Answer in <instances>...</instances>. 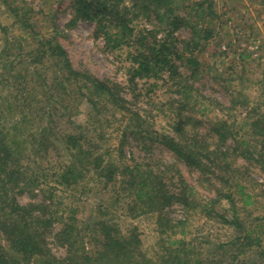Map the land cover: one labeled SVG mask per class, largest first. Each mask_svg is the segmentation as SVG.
<instances>
[{"label": "rangeland", "instance_id": "obj_1", "mask_svg": "<svg viewBox=\"0 0 264 264\" xmlns=\"http://www.w3.org/2000/svg\"><path fill=\"white\" fill-rule=\"evenodd\" d=\"M187 1L190 4L202 0ZM207 1V4H212L213 14L201 24L209 23L208 27L213 29L211 36L200 42L201 49L192 48L176 62L178 72L189 77V85L200 97L191 106L181 108L173 87L162 81L153 87L150 81L132 78L130 56L146 48L148 41L162 38L181 46L190 37L189 29L169 31V35L168 27L160 25L154 16L137 15L134 9L123 6L120 7L124 8L120 10V19L125 18L130 32L122 31L117 14L106 15L101 21L83 19L76 14L71 0H0L1 112L18 101V108L11 109L13 116L9 112L0 114L2 120H8L6 123L11 128L8 136L16 134L24 139L25 135L33 134L42 125H48L50 120L55 134L71 132L77 126L89 128L91 135L101 140L100 152L111 150L114 159L116 149L123 143L128 164H146L154 169L169 166L163 181L168 182V188L174 193L185 192L193 203L188 208L181 202L172 201L162 213H141L134 206L135 199L129 192L121 190L122 187L116 184L105 187L90 174L84 181H78L79 188H63L54 176L66 159L58 145L56 149L51 148L48 155L42 153L37 156L38 162L32 170L34 175H39L42 186H31L17 193L15 200L18 205H43L52 196L55 203L53 210L73 215L89 231L94 230L92 233L85 229L79 235L84 249L88 251H95L101 245V236L95 230L97 224L100 228V223H103L113 228L109 232L112 237L120 234L130 236L136 232L140 250L151 264H162L159 257L164 248L169 241L180 237L187 242L184 249L194 245L192 253L203 257L206 264H213V260L215 264H264L261 254L264 238L260 245L255 244L252 248L219 247L244 233L243 229L237 231L223 222L220 215L227 216L222 212L228 206L226 201L217 204L216 213L210 214L203 207L209 204L222 177H226L231 185L240 184L245 188L242 192H250L256 197L251 205L244 206V201L236 202L244 225L248 228L264 225V150L260 153V162L254 161L245 152L248 149L251 152L259 150L261 144L255 138L258 135L264 137L261 134L263 130L251 124L264 114V5L261 0ZM207 4L203 6L205 10ZM126 5L130 6L129 3ZM12 9H18L17 17ZM203 16H206V11L199 17ZM114 19H118L117 22ZM47 40L56 41L62 47L73 70L117 86L126 107L137 116L131 120L125 111L115 112L109 107L100 108L98 114L85 99L77 97L76 91L71 92L70 87L65 88L58 82L57 98L54 100L48 101L49 96L45 93L49 89L42 86V79H36L38 84H33L28 90V75L32 67L29 61L35 55L36 63L46 61L45 65L33 66L40 70L41 75L54 78L55 72L61 71L57 64L49 60L52 57L47 50L44 52L46 56L41 51L34 52L40 47L39 41ZM12 60L14 63L11 66ZM23 90H27V98ZM35 90L36 93L33 92ZM24 98L27 105L22 102ZM61 99L70 104V112L57 108L58 114L63 116L49 118L46 109L55 106L56 101ZM21 117L25 126L15 129L13 121ZM182 117L190 118L185 124L183 138L205 140L212 148L220 147L226 151V170L219 166L225 162L219 161L212 172L198 171L169 147L170 137L182 142V137L175 130L177 121ZM134 125H140L138 134L131 132ZM214 125H220L223 127L221 131H226L224 142H219ZM165 137L168 139L165 140ZM35 138L34 135L28 137L26 142L34 143ZM233 140L236 143L232 149ZM232 187L238 193L237 199L245 198L237 187ZM160 214L167 217V221L163 218L160 223ZM54 225L51 233H57L62 227L61 222ZM103 228L100 232L106 229ZM180 231L186 235H181ZM47 240L48 248L57 258L67 256L66 247L50 235ZM235 253L240 257L237 260L233 258Z\"/></svg>", "mask_w": 264, "mask_h": 264}, {"label": "trees", "instance_id": "obj_2", "mask_svg": "<svg viewBox=\"0 0 264 264\" xmlns=\"http://www.w3.org/2000/svg\"><path fill=\"white\" fill-rule=\"evenodd\" d=\"M71 2L76 14L88 21L98 19L101 21L104 16L113 14H117L120 19V10L129 7L134 9L133 11L137 15L154 16L160 25L168 27L167 32L189 29L190 37L183 41L181 46L172 40H164L163 38L152 42L148 41L146 48L131 54L130 60L133 65L130 67V73L133 79L143 78L152 82L153 87L161 81L173 87L175 94L179 97L178 102L181 108H186L195 103V99L199 95L189 85V77L178 72L176 62L181 60L184 54L192 48L200 47V42L211 36L213 29L208 27L209 23L201 24V22H205L204 19L207 16L213 14L210 2L209 4H207V0L191 2L190 4L187 3V0H71ZM261 2L264 5V0ZM128 3L130 6L126 5ZM205 4H207L206 10L203 8ZM121 6L124 8H120ZM12 11L17 17L18 9H12ZM204 11H206V16L199 17ZM117 20L114 19L113 21L117 22ZM120 20L122 31L130 32L125 24V18L121 17ZM168 34L171 35L170 32ZM38 43L40 47L38 46L34 52L41 51L44 53L47 50L52 57L51 59L47 58V60L57 64L56 66L61 71L55 72L54 78L41 75L40 70L34 69L33 66L45 65L46 61L39 60L40 63H36L37 56L35 55L32 61H29V65L32 67L28 75V81H30L27 83L28 90L33 84H38L36 79H42V86L49 89L45 93L49 96L48 101L54 100L57 98L56 86L58 82L65 88L70 87L71 92L76 91L77 97L85 99L91 109L98 114L100 108L109 107L115 112L123 110L131 118L137 116L135 112L126 107V101L120 96L117 86H110L103 81L93 79L86 73L73 70L64 50L56 41L47 40ZM44 54L46 56L47 53ZM13 63L14 60H12L11 66ZM46 68L47 65L44 69ZM33 92L36 93V90ZM24 94L27 98V90ZM25 98L22 102L27 105ZM17 102L14 105H9L7 111L2 112L11 113V109L18 108ZM57 108L70 112V104L61 99L56 101L55 106H49L46 109L49 118L53 119L56 115L58 117L63 116L62 113L58 114ZM2 112L0 105V114ZM259 117V120L257 119L251 124L252 127L260 131L263 130L261 134L264 135V114ZM104 120L109 122L107 119ZM7 121L0 117V264H151L150 260L140 250V240L136 232L131 233L130 236L120 234L112 237V234H109L113 229L111 226L100 223L102 228H106L100 232L101 227L99 228V224H97L95 231L101 236V245L95 251H88L84 249V245L81 243L82 237H79L87 227H84L83 222L78 221L73 215H64L58 209L53 210L55 203L52 196L49 197V202L43 205H18L16 203L15 195L17 193H22L23 190L31 186L32 188L42 186L39 183V175H34L32 167L38 162L37 156L42 153L48 155L51 148L56 149L58 145L60 149H63L66 159L57 172H54V176L57 184L63 188H79L78 181H84L85 178L92 175L96 181L102 182L105 187H108L109 184H116L122 187L121 190L129 192L135 199L134 206L138 207L141 213H162L172 201L181 202L188 208L193 206L185 192L182 194L174 193L168 188V182L163 181V175L169 166L165 165L160 169H154V167L146 164L132 163L130 165L124 156L123 143L116 149L115 155L117 156L114 159L111 150L106 149V152H100L101 140L93 137L88 130L89 128L77 126L71 132L61 131L62 133L55 134L52 127L53 122L50 120L48 125H42L36 132L28 136L25 135L23 139L21 135L8 136L11 134L9 133L11 128L6 123ZM188 121H190L188 117H182L177 121L175 130L182 137V142L175 141L174 138L170 137L169 147L179 157L185 159L191 167L202 172H212L219 164L217 162H225L228 153L220 147L212 148L205 140L189 138L188 136L183 138L185 135L184 127ZM24 124L25 120L21 117L20 120L13 121L12 125L15 129H22ZM139 126L134 125L131 129L132 134H138ZM214 128L215 133L219 135V142H224L227 139L224 136L226 131H221L223 127L220 125H214ZM33 135L36 137L35 142L28 144L26 142L28 137ZM166 139L168 137H165ZM255 139L261 144L259 150L255 149L251 152L248 149L245 152L254 161L260 162L264 150V137L258 135ZM235 143L236 141L233 140L232 149L235 148ZM219 166L226 170L225 166L228 164L225 162ZM87 174L90 175L87 176ZM232 186L237 187L238 191H241L240 194L246 199L243 197L237 199L238 193ZM242 189L245 188L240 184L231 185L229 179L222 177L219 187L214 188V196L209 199V204L203 206L206 212L216 213V206L226 201L228 206L224 207L222 212L227 213V216L220 215L223 222L237 231L244 230L242 235L237 233L238 235L227 245H220L221 248H252L255 244L260 245L264 238V225L257 224L248 228L238 214L237 201H244L243 205L246 206V204H254L256 199L255 195L250 192H242ZM162 216L161 214L159 216L160 223L164 218ZM164 220L167 221V217ZM57 222H61L62 227L57 233H51L55 229L54 224ZM107 228L109 229L107 230ZM92 231L89 232L94 233V230ZM180 234L186 235L184 231H180ZM48 235L56 239L58 244L67 248L66 257L57 258L50 251ZM186 243L183 237L169 241L168 246L164 248L163 254L159 257L161 263L206 264L207 261L203 257L194 256L192 253L194 245L184 249L183 246ZM79 247L82 249H78ZM261 254L264 256V250L261 251ZM233 258L237 260L240 257L235 253ZM211 262L216 263L215 260Z\"/></svg>", "mask_w": 264, "mask_h": 264}]
</instances>
